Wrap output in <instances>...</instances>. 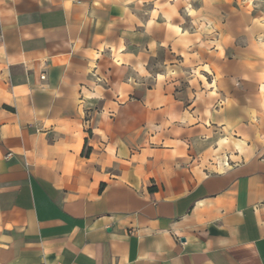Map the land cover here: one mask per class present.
I'll return each instance as SVG.
<instances>
[{"label": "crops", "instance_id": "0c3cea01", "mask_svg": "<svg viewBox=\"0 0 264 264\" xmlns=\"http://www.w3.org/2000/svg\"><path fill=\"white\" fill-rule=\"evenodd\" d=\"M0 264H264V0H0Z\"/></svg>", "mask_w": 264, "mask_h": 264}, {"label": "bare ground", "instance_id": "6f19581e", "mask_svg": "<svg viewBox=\"0 0 264 264\" xmlns=\"http://www.w3.org/2000/svg\"><path fill=\"white\" fill-rule=\"evenodd\" d=\"M226 164H227V163H226ZM226 164H225V165H226ZM226 166H227V165H226Z\"/></svg>", "mask_w": 264, "mask_h": 264}, {"label": "built area", "instance_id": "2783aa9c", "mask_svg": "<svg viewBox=\"0 0 264 264\" xmlns=\"http://www.w3.org/2000/svg\"><path fill=\"white\" fill-rule=\"evenodd\" d=\"M9 156V155H8Z\"/></svg>", "mask_w": 264, "mask_h": 264}, {"label": "rangeland", "instance_id": "374dc122", "mask_svg": "<svg viewBox=\"0 0 264 264\" xmlns=\"http://www.w3.org/2000/svg\"><path fill=\"white\" fill-rule=\"evenodd\" d=\"M187 7V6H186Z\"/></svg>", "mask_w": 264, "mask_h": 264}]
</instances>
